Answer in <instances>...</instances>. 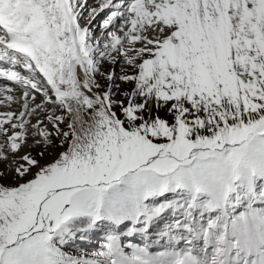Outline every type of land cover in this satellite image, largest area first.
Masks as SVG:
<instances>
[{"label": "snow or ice", "instance_id": "snow-or-ice-1", "mask_svg": "<svg viewBox=\"0 0 264 264\" xmlns=\"http://www.w3.org/2000/svg\"><path fill=\"white\" fill-rule=\"evenodd\" d=\"M96 2L0 0V264H264V0Z\"/></svg>", "mask_w": 264, "mask_h": 264}, {"label": "rangeland", "instance_id": "rangeland-1", "mask_svg": "<svg viewBox=\"0 0 264 264\" xmlns=\"http://www.w3.org/2000/svg\"><path fill=\"white\" fill-rule=\"evenodd\" d=\"M90 3H91V7H96V5H97L96 0H90ZM122 64H123V62H121V64H118L115 66L114 71H115V74L117 77L120 76L122 74V71L124 70ZM103 70H105V71L111 70L110 65L105 63ZM116 71H117V73H116ZM101 82L104 83L103 78H101ZM117 83H121V82L119 80H117ZM130 87H131L130 85H124L123 83H121V90H123V91L129 90ZM118 98L122 99L123 97L118 96ZM13 105L11 107H13ZM13 108H19V107H13ZM36 151H39V149H37ZM33 154L35 155V151L33 152ZM55 155H56V151L53 150L47 154L46 159L51 160L55 157ZM42 162H44V161L42 160ZM3 167H4V165L0 164V168H3ZM256 207L259 208L262 206L256 205ZM239 209H240V212H241V209L244 210L243 207H241ZM236 214L238 215V210H237ZM163 224L165 225V223H163ZM163 224H160V222H159L152 229V236H151L152 246L150 248V252H152V254H154V255L159 253V252H163V250H164V248H163L164 242L163 241L158 242V236H157L158 233L156 231V230H160L163 227L162 226ZM127 230H128L127 226H121L116 232V234H119L121 236L122 246L125 247V251H130V249L127 248V245L129 243L137 244V245L142 247L143 243H144L142 241V239L139 236L137 238L126 236L125 233L127 232ZM104 231H110V233H111L112 229L109 226H101L93 234H91L90 239L84 240V241L77 239L74 242H72L70 246L66 247L64 249V251L67 254H70L73 256H82L83 258H91L93 253L100 251V250H103L102 245L104 243H106L105 239H104V235H103Z\"/></svg>", "mask_w": 264, "mask_h": 264}, {"label": "bare ground", "instance_id": "bare-ground-1", "mask_svg": "<svg viewBox=\"0 0 264 264\" xmlns=\"http://www.w3.org/2000/svg\"><path fill=\"white\" fill-rule=\"evenodd\" d=\"M99 6V4L97 3V5H96V7H98ZM102 15V14H101ZM98 34V33H97ZM123 65V64H122ZM106 69V68H105ZM111 69V68H110ZM107 70V69H106ZM119 70V69H118ZM121 70V69H120ZM105 71V70H104ZM116 73H117V71H116ZM3 83H5V84H8L9 86H11V84H10V82H3ZM15 95H20V93L19 92H16L15 93ZM13 107H18V105H13ZM13 107H11L10 109L9 108H7V107H4V106H0V112H4V111H8V110H12V111H18L19 110V108H13ZM164 222H162V224H163Z\"/></svg>", "mask_w": 264, "mask_h": 264}]
</instances>
